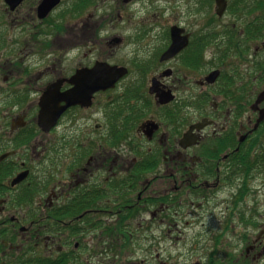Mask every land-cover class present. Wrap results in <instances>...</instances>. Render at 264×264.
<instances>
[{"label":"flooded vegetation","instance_id":"obj_1","mask_svg":"<svg viewBox=\"0 0 264 264\" xmlns=\"http://www.w3.org/2000/svg\"><path fill=\"white\" fill-rule=\"evenodd\" d=\"M137 1L0 0V104L15 111L0 126V264H145L132 259L145 239L182 238L198 210L243 219L264 175V0H225L221 14L216 0H169L190 4L164 14L153 50L126 55L145 31ZM57 85L74 102L43 128L39 101ZM261 227L236 263L264 264Z\"/></svg>","mask_w":264,"mask_h":264},{"label":"rangeland","instance_id":"obj_2","mask_svg":"<svg viewBox=\"0 0 264 264\" xmlns=\"http://www.w3.org/2000/svg\"><path fill=\"white\" fill-rule=\"evenodd\" d=\"M143 1L148 2V0H138L133 5L138 11L131 12V19L133 23L142 25L145 31L144 29H140L142 32L135 30L134 40L128 45L126 55L131 52L133 55H141L144 51L153 50L156 44L153 40L155 35L159 36L162 33L161 23L164 14H167V11L171 14H182L190 4L187 2V6L181 9L178 8L179 4L169 7V0H149L151 7L145 8L142 7ZM201 4L203 3L197 0L194 7L200 8ZM212 14L214 12L210 6L196 14V18L199 23L207 22ZM175 19L176 14L171 17V21ZM122 22L126 25V22ZM23 56H25L24 53ZM0 77H2L1 70ZM5 112L9 114L6 115ZM14 113L15 111L9 105L0 104V126ZM229 195H231V190H225L221 198L224 199ZM243 202L244 217L241 220L239 217L236 218L234 224L231 225L229 222L226 227L224 204H218L212 213L211 209L207 208L198 210L193 216L188 215L182 219V222H178L180 223L179 228L184 233L181 235L176 232L173 236L182 238L171 239L167 233L165 238H146L145 245L136 249L139 251H135L132 259L135 261L140 259L145 264H162L155 259L156 252L160 251V261L167 264H235L237 259L245 253L247 241L253 238L264 225V175H258L257 179L252 181L250 192ZM184 221H186L185 224ZM159 231L157 229L155 233L159 235Z\"/></svg>","mask_w":264,"mask_h":264},{"label":"water","instance_id":"obj_3","mask_svg":"<svg viewBox=\"0 0 264 264\" xmlns=\"http://www.w3.org/2000/svg\"><path fill=\"white\" fill-rule=\"evenodd\" d=\"M216 3L219 6L218 13L221 14V12H222V10L224 9V6H225V0H216ZM82 73H83V71L81 72V74ZM85 75L95 76L93 78L94 81L101 80L104 77V76H101L100 71H97V70H94V69H92V70L90 69L89 71L86 72ZM216 75H217V72L215 73V76ZM212 79L207 78V80L209 82H212L211 81ZM114 80H115V78H113V79L111 78L110 83L114 82ZM75 90H73L71 92H67V93L66 92L60 93V92H58V85L55 88L49 87L43 93V95L41 96L40 101H39L40 110H39V115H38V124L41 127H43V128H47L49 126H52L56 122L58 116L66 108V106L68 104H71V103L74 102L72 97H74L76 95V94H74ZM80 95L84 96V100H85L84 102H85V104H88L89 103V98H90V93L82 92ZM263 99H264V90L257 97L256 103L254 105L255 109L257 108V105ZM62 101L65 102L64 105L60 104ZM263 119H264V110L260 109L259 118L257 119L256 125H258L259 122L262 121ZM195 136L196 135H191L190 132L185 134V136L181 140L182 146H188V145L193 144Z\"/></svg>","mask_w":264,"mask_h":264},{"label":"trees","instance_id":"obj_4","mask_svg":"<svg viewBox=\"0 0 264 264\" xmlns=\"http://www.w3.org/2000/svg\"><path fill=\"white\" fill-rule=\"evenodd\" d=\"M261 157L264 159V155ZM262 169L264 170V161H263ZM24 262L25 264H30V263H33V264H63V255L60 253L54 260L50 261L47 258H43L39 256V254L37 256L33 254L29 258L24 256L23 263Z\"/></svg>","mask_w":264,"mask_h":264}]
</instances>
